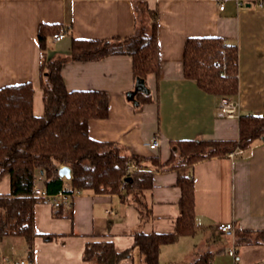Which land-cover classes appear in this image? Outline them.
Instances as JSON below:
<instances>
[{"label":"crops","instance_id":"crops-1","mask_svg":"<svg viewBox=\"0 0 264 264\" xmlns=\"http://www.w3.org/2000/svg\"><path fill=\"white\" fill-rule=\"evenodd\" d=\"M147 1L158 14V74L135 77L130 54L71 59L62 67L68 89L102 90L110 95L109 115L89 121L90 135L119 142L133 154L159 155L163 161L171 154L173 140L237 138L239 117H219L221 97L186 77L185 44L191 36H220L236 43L240 88L232 97L241 114H263L264 7L250 0L243 4L237 0ZM42 23L67 28L62 40L51 37L49 55L53 56L69 54L74 37L131 36L138 20L134 0H0V88L32 81L37 115L45 108L37 40ZM144 96L150 99L143 101ZM155 136L160 145L152 149L148 143ZM188 173L195 178L199 229L163 244L160 263L197 264L198 258L212 252V264H235L228 252L235 247L240 264H264V240L258 241L262 239L259 232L264 230V140L233 155L199 161ZM45 177L37 169L36 188H44ZM153 183L145 192L152 207L147 220L119 193L83 190L73 197L71 207L37 202L33 264H102L83 258L87 243L97 240L113 241L118 251L132 249V256L120 264H144L135 233L174 232L180 215L178 171H157ZM10 190L11 176L7 173L0 180V193ZM222 222H231L235 228L223 232L218 228ZM23 259H30L24 237L9 236L0 241V264Z\"/></svg>","mask_w":264,"mask_h":264},{"label":"trees","instance_id":"trees-1","mask_svg":"<svg viewBox=\"0 0 264 264\" xmlns=\"http://www.w3.org/2000/svg\"><path fill=\"white\" fill-rule=\"evenodd\" d=\"M134 5L138 20L134 34L124 38L74 37L67 55H49L51 37L61 26L40 24L37 40L45 104L42 115L35 113L32 81L0 88V180L7 173L11 176L10 192L0 193V241L9 236L24 237L31 260L38 235L35 204L43 200L35 194L37 169L44 172V189L49 193L61 190L70 194L76 190L119 193L146 220L152 216V207L145 192L152 189L154 174L177 170L181 198L175 231L135 233V245L144 256V264H161L163 244L195 234L199 229L195 178L188 173L192 167L199 161L225 157L264 140V112L241 114L239 136L234 139L173 140L171 154L165 161L159 155L133 154L119 142L90 135L89 121L109 115L110 95L102 90L68 89L62 67L71 59L99 60L111 54H130L135 77L144 79L151 73L158 74L161 68L158 14L147 0H134ZM184 70L186 77L196 80L205 91L220 97L235 96L240 88L239 47L220 36H191L185 44ZM131 160L136 161V166L128 172ZM61 164L72 168L68 181L59 174ZM259 234L262 239L258 241L264 240V230ZM240 235V240H244ZM130 256L132 249L118 251L111 240L88 242L83 252L85 260L102 264H120ZM213 256L212 252L205 253L196 263L212 264Z\"/></svg>","mask_w":264,"mask_h":264},{"label":"built area","instance_id":"built-area-1","mask_svg":"<svg viewBox=\"0 0 264 264\" xmlns=\"http://www.w3.org/2000/svg\"><path fill=\"white\" fill-rule=\"evenodd\" d=\"M239 4H243L244 0H237ZM256 2L260 7H264V0H250ZM221 8H224V5H221ZM67 34V28L61 27L59 31L55 32L52 35V39L54 41H60L63 38H65ZM217 115L221 118H235L239 117L241 115L239 103L232 97V96H222L219 102V107L217 111ZM149 147L152 149L158 148L160 145V139L158 136H155L152 138V140L148 143ZM235 152H231L230 155H233ZM64 164H61L62 166ZM136 166V161L131 160L129 164L127 165V171H131L132 168ZM66 178V177H63ZM67 179V178H66ZM70 180V179H67ZM81 190H76L73 194H70L66 191H59L57 193H49L44 188H36L35 194L37 196L42 197L45 201L52 202L55 206L61 207V206H72L73 205V197L76 194H80ZM219 230L223 232H228L230 230H233L235 228L234 224L231 222H222L218 225ZM229 254L233 256L235 260V264H240L241 262V256L236 250L235 247H232L229 249ZM11 264H33V260L31 259H23L20 261H11L8 260Z\"/></svg>","mask_w":264,"mask_h":264},{"label":"water","instance_id":"water-1","mask_svg":"<svg viewBox=\"0 0 264 264\" xmlns=\"http://www.w3.org/2000/svg\"><path fill=\"white\" fill-rule=\"evenodd\" d=\"M59 174L67 179L72 178V168L69 165H62L59 168Z\"/></svg>","mask_w":264,"mask_h":264},{"label":"bare ground","instance_id":"bare-ground-1","mask_svg":"<svg viewBox=\"0 0 264 264\" xmlns=\"http://www.w3.org/2000/svg\"><path fill=\"white\" fill-rule=\"evenodd\" d=\"M64 190V189H63Z\"/></svg>","mask_w":264,"mask_h":264}]
</instances>
